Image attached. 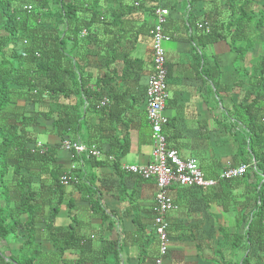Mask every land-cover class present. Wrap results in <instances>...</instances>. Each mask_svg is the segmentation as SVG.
I'll list each match as a JSON object with an SVG mask.
<instances>
[{
    "label": "crops",
    "instance_id": "1",
    "mask_svg": "<svg viewBox=\"0 0 264 264\" xmlns=\"http://www.w3.org/2000/svg\"><path fill=\"white\" fill-rule=\"evenodd\" d=\"M254 3L259 6L264 0ZM157 5L169 9L165 31L171 39L164 44L169 67L164 132L169 147L184 159L197 160L212 178L245 160L255 161L248 143V119L237 107L250 104L257 94L254 65L264 53V28H252L249 43H240L242 54L238 57L227 40L203 45L199 38L203 29L198 23L211 25L214 19L227 22L226 0H125L122 5L107 1L106 15L92 32L87 31L92 44L75 47L74 63L81 66L84 77L91 78L90 88L102 89L111 104L117 100L115 111L121 110V121L116 123L104 115L96 108L95 99L89 102L78 96H61L57 103L45 94L41 105H28L29 110L42 115L33 130L37 141L56 151L59 171H72L74 165L81 179L77 185L64 187L54 226L60 237L75 231L84 242L81 248L66 250L58 264H154L159 256L154 221L156 183L122 170L124 164L151 161L152 130L145 93L153 69L151 29ZM86 36L81 34V38ZM65 110L82 116L77 136L80 142L88 145L99 141L108 151L110 140L127 139V153L113 155L114 160L75 161L72 152L61 148L62 138L54 131V119ZM12 173L10 169L6 181L12 179ZM24 173L29 178L27 185L42 194L34 234L42 255L36 263H55V246L44 222L57 201L51 188L53 178L38 176L37 169L33 174ZM224 190L221 184L210 189L170 188L169 195L178 209L168 214L170 240L163 264H232L241 259L243 252L232 249V239L246 186L239 183L232 189L238 202L233 211L230 204L234 200L226 205ZM3 191L0 185L1 205L6 204ZM11 196L16 200L15 194ZM27 219L22 215L23 222ZM25 239L22 235L11 244L0 240V251L7 259L17 256Z\"/></svg>",
    "mask_w": 264,
    "mask_h": 264
},
{
    "label": "trees",
    "instance_id": "2",
    "mask_svg": "<svg viewBox=\"0 0 264 264\" xmlns=\"http://www.w3.org/2000/svg\"><path fill=\"white\" fill-rule=\"evenodd\" d=\"M107 1L122 5L125 0H0V185L4 187L2 193L6 198V204H0V240L11 244L22 235L26 238L17 256L7 259L0 251V264H37L36 260L42 255L34 239L37 214L42 210L39 203L42 194L27 185L29 178L24 171L33 174L37 169L38 176H51L54 181L51 188L55 190L57 201L50 206L44 222L55 246L53 257L57 260L48 264H58L66 250L81 248L84 242V237L75 231L62 237L55 232L54 221L66 187L60 179L65 174L77 176V171H59L55 166L56 151L47 146L46 151L37 148L33 130L42 115L29 110L28 105L32 108L41 105L46 100L45 94L57 103L61 96H78L89 102L95 99L97 109L119 122L121 110L115 111L117 100L109 107L98 108L103 90L90 88L91 78L84 77L81 66L74 63L77 58L75 47L92 44L88 36L81 38L83 30L92 32L106 15ZM226 11L227 22L212 20L210 31L200 30L199 38L203 45L227 40L239 57L242 54L240 43L248 42L252 28H264V4L258 6L254 0H226ZM246 47L250 48V45ZM262 47L264 50V42ZM255 63L257 73L253 83L257 86V94L250 104L237 107L238 112L244 110L248 119V143L255 161L245 160L251 166L243 176L220 183L225 188L226 205L230 199L234 200L230 204L232 211L238 204L232 189L239 183L246 186L242 195L243 210L235 218L237 231L232 239V249L242 251L243 255L232 264H264V53ZM113 115L116 116L113 118ZM81 118V115H72L65 110L54 119V131L62 140L79 141ZM94 142L88 145L95 144L107 157L124 156L129 148L127 139L110 140L108 151L99 141ZM80 158L89 162L97 160L86 153L74 155L75 161ZM10 169L13 170L12 179L6 181ZM22 215H27L26 222L21 220ZM224 235H228L226 231Z\"/></svg>",
    "mask_w": 264,
    "mask_h": 264
},
{
    "label": "built area",
    "instance_id": "3",
    "mask_svg": "<svg viewBox=\"0 0 264 264\" xmlns=\"http://www.w3.org/2000/svg\"><path fill=\"white\" fill-rule=\"evenodd\" d=\"M160 1V0H156ZM31 9V6L27 7ZM155 23L151 29L152 49H153V69L149 77L146 88L147 117L152 130L153 150L151 161L147 164H124L122 170L126 173L137 176L143 180H154L157 186L155 195V232L160 242V253L154 264H163L164 256L167 254L169 246V221L168 214L178 206L169 195L173 185L189 188L210 189L218 186L222 181L232 180L243 176L250 164L240 163L238 166H231L223 170L216 178L208 177L195 159H184L179 152L169 147L164 126L168 120L164 115L168 92V57L165 49V42L171 37L166 33L165 26L169 16V9L162 5L154 7ZM198 27L210 31L208 22L199 23ZM87 30H83L82 35L86 36ZM111 104L108 95H104L98 102V108H106ZM37 148L46 151V145L37 143ZM61 148L75 154H84L101 159L107 154L95 144L87 145L80 141L70 139L62 140ZM107 158L114 160V156ZM75 166H72L73 170ZM64 186L77 185L80 179L77 176L65 174L60 179Z\"/></svg>",
    "mask_w": 264,
    "mask_h": 264
}]
</instances>
